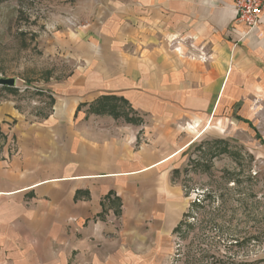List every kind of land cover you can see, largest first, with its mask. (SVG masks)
<instances>
[{
    "label": "crops",
    "instance_id": "crops-1",
    "mask_svg": "<svg viewBox=\"0 0 264 264\" xmlns=\"http://www.w3.org/2000/svg\"><path fill=\"white\" fill-rule=\"evenodd\" d=\"M100 1L85 5L79 65L50 86L47 118L0 100V264L149 260L151 236L182 216L158 172L182 151V124L264 113V6L249 28L233 0ZM112 101L143 124L118 122Z\"/></svg>",
    "mask_w": 264,
    "mask_h": 264
},
{
    "label": "rangeland",
    "instance_id": "rangeland-1",
    "mask_svg": "<svg viewBox=\"0 0 264 264\" xmlns=\"http://www.w3.org/2000/svg\"><path fill=\"white\" fill-rule=\"evenodd\" d=\"M99 1L0 0V76L15 78V86H0V100L13 99L21 112L47 118L55 101L50 86L79 65L73 52L85 40L79 34L87 24L84 8ZM112 102L104 111L118 122L143 124L126 105ZM262 112L255 107L247 116L245 108L223 107L204 126L182 124V151L158 172L169 179L168 210L188 217L174 233L153 234L146 245L150 259L141 264H264ZM172 169L178 170L174 182Z\"/></svg>",
    "mask_w": 264,
    "mask_h": 264
},
{
    "label": "built area",
    "instance_id": "built-area-1",
    "mask_svg": "<svg viewBox=\"0 0 264 264\" xmlns=\"http://www.w3.org/2000/svg\"><path fill=\"white\" fill-rule=\"evenodd\" d=\"M264 0H233L236 20L254 27L261 16Z\"/></svg>",
    "mask_w": 264,
    "mask_h": 264
},
{
    "label": "trees",
    "instance_id": "trees-1",
    "mask_svg": "<svg viewBox=\"0 0 264 264\" xmlns=\"http://www.w3.org/2000/svg\"><path fill=\"white\" fill-rule=\"evenodd\" d=\"M5 87H6V86H5ZM102 99H115V97H103ZM112 106H113V104H112ZM126 121H127V122H132V119H131V118H126ZM244 121H245V122H248V121H246V120H244ZM177 171H178L177 169H174V170L172 171V174L174 175V173L177 172ZM186 213H187V212H183V214H182V216H181V219L178 221V223H177V224L175 225V227L173 228L172 233H174L175 231H177V229H179V228L182 226L185 217H188V215H187Z\"/></svg>",
    "mask_w": 264,
    "mask_h": 264
},
{
    "label": "water",
    "instance_id": "water-1",
    "mask_svg": "<svg viewBox=\"0 0 264 264\" xmlns=\"http://www.w3.org/2000/svg\"><path fill=\"white\" fill-rule=\"evenodd\" d=\"M0 86H7V87L15 86V78L0 76Z\"/></svg>",
    "mask_w": 264,
    "mask_h": 264
},
{
    "label": "bare ground",
    "instance_id": "bare-ground-1",
    "mask_svg": "<svg viewBox=\"0 0 264 264\" xmlns=\"http://www.w3.org/2000/svg\"><path fill=\"white\" fill-rule=\"evenodd\" d=\"M209 119H210V118H209ZM209 125H210V123H209ZM204 131H205V130H200L198 134L200 135V134H201L202 132H204Z\"/></svg>",
    "mask_w": 264,
    "mask_h": 264
}]
</instances>
